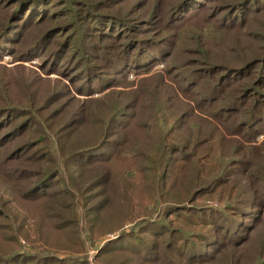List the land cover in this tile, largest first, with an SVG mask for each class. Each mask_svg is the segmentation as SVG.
<instances>
[{"label":"trees","instance_id":"16d2710c","mask_svg":"<svg viewBox=\"0 0 264 264\" xmlns=\"http://www.w3.org/2000/svg\"><path fill=\"white\" fill-rule=\"evenodd\" d=\"M7 1L16 8L7 6L0 21V59L18 55L22 66L40 58L44 72L71 87L60 79L48 87L57 90L46 107L0 99V146L29 137L7 161L28 155L37 163L18 190L19 176L0 163V191L36 205L75 197L68 179L85 175L81 202L92 221L108 176L99 170L129 166L154 209L145 205L129 231L99 249L102 263L245 264L244 250L264 231V0ZM130 75L142 78L126 91L135 85ZM44 111L51 115L41 118ZM217 197L228 198L225 209L187 207ZM0 205V219L10 218ZM6 227L3 239L14 238L6 243L14 248L0 252V264H88L21 252L19 228ZM69 227L57 229L71 234Z\"/></svg>","mask_w":264,"mask_h":264},{"label":"rangeland","instance_id":"374dc122","mask_svg":"<svg viewBox=\"0 0 264 264\" xmlns=\"http://www.w3.org/2000/svg\"><path fill=\"white\" fill-rule=\"evenodd\" d=\"M89 1L95 2L96 0ZM12 4L11 1H0V21L8 14L9 11L7 8L9 6H11L12 9L16 8V5ZM125 6L126 5H124V8L119 7L118 10H121L122 13L127 12L129 6ZM149 9H151V7H149ZM262 45H264V43L260 42L258 47ZM17 56L18 55L11 56L8 54L0 59V99L15 104L18 107H22V105H25L26 107L28 102L29 106L35 103L46 107V100L52 96L55 90H57L48 91V87L51 85H53V87H58L54 84H56V81L59 79L71 87V83L63 79V76L59 75V73H55L51 70L54 74L52 73L51 75H48L44 72L41 66L42 59L35 58L30 62L22 63V67L20 62H16L15 58H17ZM164 68L163 64L158 65L154 72H163ZM36 75L39 76V79L34 78ZM141 78L142 76L130 75L129 81L135 83V85L127 88L123 87L122 89L126 91L135 89ZM61 86L63 85H59V87ZM98 96L99 95H96L95 97ZM76 97L80 99L85 98L77 94ZM43 107L40 109L41 111L43 110ZM50 115L51 113L46 111H44L42 115L40 114L43 119ZM199 120H209L210 122L211 117L204 116L199 118ZM28 138V136H26V138L22 137L15 141L12 140L10 143L14 144V147L19 142H23ZM263 140L264 137H260L258 141L262 142ZM13 147L12 145H8L5 148L0 146V163L3 167V164L8 162V166L11 168L9 170L13 172L14 176H19L20 180H15L13 185V188L18 190L19 187L17 182L23 181L26 184L27 181L30 180L31 174H33L31 172H33L32 170H35L34 166L37 163L32 162L30 160L31 157H28V155L10 162L7 161V159L9 160L14 154H9ZM117 164L113 166L111 165L110 169L107 168L103 171L99 170V174H108V176H104L107 179L106 184L98 190L102 193L98 198H103L105 201L99 199L98 202L101 208L97 213L89 216L92 221L87 220L85 217V209L81 202V195L85 191L84 189L89 185L88 183L87 186H84L85 188L82 186L79 187L80 179H82L84 183L86 182L88 176L85 175L70 176L72 177L71 181L68 179L70 185L69 188L72 189L71 191L75 194V197L69 198L71 195L63 193V198H55V200L47 199L36 205L26 204L24 200L22 198L20 199L18 196H16L17 201H15V199H12L14 197H11V191L8 194H6L7 192L0 191L2 200H4L1 201L0 199V204L3 203L4 209H6L7 214L10 216V218L6 217V220L0 219L2 220L0 221V252H7L14 248V245L6 244L7 242L14 240V238L3 239L4 236L10 235H6L5 232H2L7 228L6 224L11 223L13 228L15 224L17 225V228H19V232H17L19 243L17 241L16 249H21V252L48 250L60 258L86 257L88 259V264H104L101 259L97 258L99 249L106 242L118 238L122 232L129 231L133 226L131 220L142 216V210L145 205L149 210L154 209L153 203L147 205L149 202L148 199L151 200V197L149 191L142 188L144 182L140 179V176H137L135 173V175L127 173L130 169L129 166ZM0 181L3 183L4 179L0 177ZM61 186L63 189V182L54 190H59ZM226 197L228 196L226 195ZM8 199L11 200L10 204L5 203ZM228 201V198L222 200L218 197L213 199H201L196 201L195 205L190 203L187 204V207L190 205H198L210 209L212 208L214 210H223L227 207ZM73 207L74 210H71ZM70 217L75 219L74 221L76 222L74 223ZM78 217L80 222L79 219L77 222ZM98 217L99 220L97 219ZM63 221L70 222L69 229L71 234L57 229V227L63 225ZM88 224L95 226L94 230ZM99 230L102 231L100 234ZM51 232H54V235H52ZM72 237L75 238L74 241ZM77 238H79L85 246L84 253L82 254L77 252ZM66 243L69 244V246H66ZM244 254H250L249 256L252 257L251 262H249L248 256L247 259H245V264H254L260 255H264V231L262 229L254 234L253 243L244 250Z\"/></svg>","mask_w":264,"mask_h":264}]
</instances>
